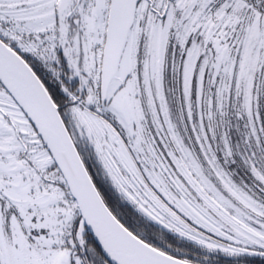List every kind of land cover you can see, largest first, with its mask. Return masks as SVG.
Instances as JSON below:
<instances>
[{"label": "snow or ice", "instance_id": "1", "mask_svg": "<svg viewBox=\"0 0 264 264\" xmlns=\"http://www.w3.org/2000/svg\"><path fill=\"white\" fill-rule=\"evenodd\" d=\"M0 264H264V0H0Z\"/></svg>", "mask_w": 264, "mask_h": 264}]
</instances>
